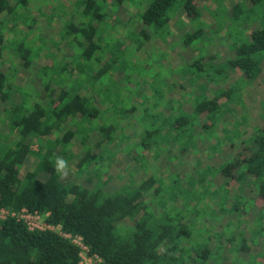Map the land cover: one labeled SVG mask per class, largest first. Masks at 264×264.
Instances as JSON below:
<instances>
[{"label":"trees","instance_id":"obj_1","mask_svg":"<svg viewBox=\"0 0 264 264\" xmlns=\"http://www.w3.org/2000/svg\"><path fill=\"white\" fill-rule=\"evenodd\" d=\"M106 1L76 0L79 9L68 10V19L60 27L62 39L57 36L51 44H46L42 36L38 37L37 43L29 37L35 27L41 24L42 17L47 23H51L53 17H59L54 10L63 7V4L51 7L55 0H0V125L7 127L6 132L0 131V207L14 212L22 208L36 212L45 223L59 226L62 233L81 237L88 249L87 256L99 259H94L92 264H185L187 260L197 264H206L210 260H215L214 264L218 261L224 264H264V239L258 251H251V247L256 246L258 239L264 236V128L253 126L251 134L241 138L247 132L246 129L238 128L230 136V130L224 123L226 115L235 113V106L243 107L241 97L245 94L244 89L262 72L264 0H232L234 2L228 8L229 17L224 22L226 30L222 36L230 41L228 49L232 55L225 57L227 60L224 58L222 62H218L211 54L200 55L201 48L193 44L206 35L200 20L201 7L196 0L145 2L144 9L137 12L140 28L136 34L132 33L134 42L137 39L150 41L155 36L163 39V34L170 29L174 14L182 8L178 12L189 18L192 30L180 42L196 53L189 58L176 54L168 64L170 74L179 71L191 74L190 78L185 74L188 76L186 81L178 84L183 92L179 97L189 98L190 108L185 109L182 104L174 103L173 99L177 96L173 92L174 82H162L160 87L166 85L172 94L168 99H159L162 109L157 110L149 126L138 125V106L119 105V91L116 92L119 95H115L117 103L111 104V110L101 107L97 95L100 89H89L88 86L82 90V83L95 85L106 74L110 78L107 85L102 86L104 93L108 90L112 92L116 75L123 74L124 78L130 80L128 82L136 80L137 73L130 72L135 64L132 58L129 63L121 62L120 56L114 54L104 59L97 24L119 13L114 10L110 17L102 7ZM114 1L119 8H128L127 5L141 2ZM37 2L42 5L38 13L34 12ZM178 4L180 7L177 9ZM11 20L14 21L11 31L17 28L19 21L23 27L9 37L6 28ZM62 40L66 41L68 52L63 47L56 48L57 42ZM13 41L16 43L13 44ZM44 42L45 45H42ZM44 48L49 52L42 56L39 51ZM72 52L77 54L76 60L91 63L87 78L81 76L83 66L80 63L71 66L69 63L61 64L64 58L61 61L55 59L57 54L68 58ZM10 60L14 65L19 63L25 72L32 73L35 67V82H26L28 89L16 85L8 74ZM13 69L17 72L14 66ZM228 70L236 78L226 87L224 84ZM64 74L70 78L68 87L58 80ZM52 80L58 83H52ZM37 81L40 92L35 88ZM91 90L92 93H89ZM260 91H264V87ZM102 115L108 119L107 122L101 121ZM260 117L264 120V108ZM218 129L224 134L222 138L216 134ZM131 130L138 138L133 140L136 148L140 147L143 151L135 157L131 155L132 152L125 153L123 145L120 150L129 162L141 159L142 153L149 148L161 153L169 147L163 141L169 135L187 142L182 155L188 152V146L195 147L194 139L202 137L199 132L208 134L206 140H212L208 147L216 146L217 149V146L228 140L231 148L236 142L238 150L222 156L228 160L221 165V175L237 183L239 189L232 195L231 201H228L225 192L219 194L220 203L209 213L210 216L199 217L195 214L191 217L192 214H189L190 219H186L180 213L177 218H167L165 212L154 218L153 213L147 212V202L161 189L148 172L132 173L133 180L123 182L119 188L104 182L91 187L88 175L92 174L98 179L103 174H111L107 160L116 159L113 154L104 157L106 146L117 139L124 141ZM34 144L37 148L32 150ZM70 146L75 149H69ZM79 151H82V155L77 158ZM57 157L66 161L76 157L74 168L77 173L95 164L99 166L96 170H89L84 181H64L56 172ZM147 166L145 161V169ZM194 171L192 169L187 173L198 174ZM124 172L123 169L118 174L122 176ZM200 176L192 186H203L205 175ZM249 178H252L251 186L262 200V207L254 216L253 224H247L241 216L228 219L211 247L209 238L213 229L205 225L207 219L216 223L223 215L246 213L253 200L247 198L250 204H240L238 197L244 196L243 189ZM227 183L230 182L226 181V187ZM202 193L208 198L213 195ZM167 206L164 202L163 209L166 211L170 210ZM195 207H199V204H194ZM178 208L182 212L183 203L178 204ZM198 219L204 222L200 228H197ZM237 222L243 223V228H236ZM200 229L202 240L208 241L203 246H198L201 239L197 236V230ZM229 251H233L235 256L237 252L243 251L246 256H236L230 262L227 255ZM79 253L78 247L55 231H30L22 221L13 217L0 219V264H80Z\"/></svg>","mask_w":264,"mask_h":264},{"label":"rangeland","instance_id":"obj_2","mask_svg":"<svg viewBox=\"0 0 264 264\" xmlns=\"http://www.w3.org/2000/svg\"><path fill=\"white\" fill-rule=\"evenodd\" d=\"M134 1L136 3L139 0ZM147 1L148 0H141L138 5H127L126 7L128 8H119L117 2H115L114 0H107L105 4L102 3V7L108 13V15H110L111 17V15H113L114 13V10H117L119 13H117L118 15H113L112 19L109 18L106 22H101L97 24V31L100 34L102 40L101 46L103 49L102 53L104 55V59H108L110 55L114 54L116 56H120L119 60L121 62L129 63V59L132 58L135 64L130 72L131 74H133V72L137 73L136 77L134 78L136 80L128 82L130 80H128L126 77L124 78L123 74L116 75L114 77V81L116 84L114 86L115 89L112 88V92H109L108 90L106 93H104L105 89L102 88V86L107 85V82L110 78L108 74L104 75L103 78L97 81L95 85L91 83L84 85L82 83V86H84L82 90H86L88 86L89 89L96 88L97 90H101L100 94L97 93L101 101V107L112 110L113 106L111 107V104L116 101L115 95H119V93L120 102L118 103H120V106L131 104L138 106L139 113L137 112L138 114L136 115V121L138 122L139 126H149L155 114L157 113V110L162 109V105H160L162 101H159V99H168V97H171V90H169L166 85H162L160 87L162 82H164V84L174 82L175 87L173 89V92L175 95H177L174 97L175 99H173L174 103L182 104L185 109L190 108L191 103L189 101V98L181 97L180 99L179 96H182L183 92L179 89L178 84H182L184 81H186L188 76L190 78L191 74L188 75L183 71H179L180 73L175 72L173 74H170V67L168 64L172 61L173 57H175L176 54H181L184 58L194 57L196 54L189 48L183 46L180 42V39L186 33L192 30V24L188 17L182 15L183 13L181 14V12H178L182 9L179 8V4L177 7V9L179 8V10L176 12V14H174V17L171 19L169 24L170 29L168 32H165L163 34V39H160L158 36H155L152 37L150 41H141L140 39H137L138 41L134 42L133 34H136L138 29L140 28V24L137 21V12H141L144 9ZM196 1L201 7L200 20L203 23L202 28L206 35L202 36L201 40H198L193 44H197L198 47L201 48L200 55H205L206 53L211 54L214 56V58L218 59V62L220 60V62H222L225 57L228 58L232 55L231 50L228 49V44L230 41L226 38L223 39L222 36L226 30H224V22L229 17L228 8L232 5L234 1ZM53 4L54 5L51 4L50 6L53 7L57 4H63V7L54 10V12H57L55 13L56 16L58 15L59 17H53L51 23H47L46 20L42 17L40 20L41 24L35 27V31L31 33L29 37L30 40L34 38L33 42L37 43L39 36L43 37L46 44H51L53 40H56L55 38L57 36L62 39L60 37L61 35H59V31L60 27L62 26V22L68 19V14H66V12L68 10H75V8L76 10L79 9L76 7V0H55V3ZM35 7L36 8L34 12L36 13H38L39 10L42 9V5L38 2L37 6ZM117 17L120 21H118ZM115 19L116 21L114 22ZM13 22L14 21L11 20L7 24L6 31L8 34H10L9 37L14 36V34H16L15 32L23 27L20 25L21 21H19L20 24L17 25V28H15L16 31H11L10 27L13 25ZM227 25L229 24L227 23ZM248 32L249 31H247V34ZM45 42L42 45H45ZM15 43L16 42L13 41V44ZM57 43V46L54 45L55 43L53 44L54 47H63L62 49L68 52L65 46V40H62ZM45 47L48 46L46 45ZM123 50L125 51L122 52ZM39 52L43 56L45 55V53L47 54L49 50H46V48H44ZM63 56L65 55L57 54L55 59L57 61H61L62 58H64L61 64L69 63V65L71 66L76 65V63H80L83 66V72H81L82 78H87L90 75L89 73L91 63L83 62L80 59L76 60L77 54H73V52L68 58ZM9 58L10 57H8V59ZM13 60L15 59L13 58ZM224 60L226 61L227 59L225 58ZM8 64L9 66L7 67V72L13 78V82L16 85H19L21 87L24 86L26 89H28L29 87L26 86L27 83L35 82L33 79L35 74L34 66V69L32 67L34 72L30 73V71H23L22 66L19 63L18 65H14V63L10 60L8 61ZM223 65L224 64H219V66ZM13 66L16 68L17 72L13 69ZM261 67L262 72L259 77L254 82L250 83L249 86H246L243 91V93L245 92V94H243L241 97L243 107L241 108L240 106H235V113L231 112L230 115L225 116L226 122L224 123L225 126H227V128H229L230 130V136H232L234 131L236 132L238 128H240L241 130H247V132L243 134L241 138L248 137L251 134L250 132L253 126L264 128V120L262 119V117H260L261 110L264 108V91H260L261 87H264V63H262ZM226 72L228 76L224 85L227 87L228 84L232 83L235 80L236 75L230 72L229 70ZM74 74L77 75V72H74ZM185 74H187L188 76H185ZM69 79V76L67 74H64L58 80L63 81L64 84L68 87L70 85V83H68ZM55 82L58 83V81L52 80V83ZM35 84L36 91L40 92L41 87L38 81ZM118 91L119 93L116 94V92ZM89 93H92V90ZM109 111L107 113L108 115H110ZM108 115H106L107 118ZM102 117L103 119L101 121H108V119H106L104 115H102ZM237 122L239 124L236 125ZM6 130L7 127L1 124L0 131L4 133L6 132ZM128 133V138H125L124 141L121 139H117L106 146V155H104V157L108 156L109 154H113L116 159L115 161L111 159L107 160L108 165L110 166L109 172L111 174L109 176L103 174L101 178L98 179L92 177V174L88 175L91 178V187L97 185V183L102 184L104 182L105 184L107 183L108 186L119 188L122 187L121 184L123 182L133 180L132 173L140 174L138 171H141L142 173L148 172V174L152 175L154 180L157 181L156 184H160L161 189L159 193H156V195L154 194L153 197L147 202L149 204V206H147V212L149 214L153 213L152 215L154 218H158V216L161 215L163 212L166 213L165 215H167V218H177L178 213H180V215L186 217V219H190L189 214H192L191 217H194L195 214L199 217H203V215L210 216L209 213L214 209V207H216L218 202L220 203L219 194L222 195V193L225 192L226 194H228V201H231L232 195H234V193L237 192V189H239V187L236 185L237 183H235L234 181L226 180L221 175V165L226 160H228V158H223L222 156L229 155L232 151L238 150L236 142L231 148L229 147V141L227 140L224 144H220L219 146H217V149L216 146H210V149V147L208 146L210 145V142L212 140H206V136L208 134H202V132H199L200 136L202 137L194 139L195 147L188 146V152L182 155V149L187 145V142L185 143L182 139L179 140L173 135H169L168 137H164L163 140L169 147L161 151V153H159V151L153 148H149L142 153L143 156L141 159L136 158L135 160H132V162H129V160L125 158V154L120 150L122 149L123 145L125 147L123 148L125 153L130 154L132 152L131 155H135V157H137L138 154L143 151V149L140 147L136 148L135 141L138 138L137 136L133 135L134 130H131ZM216 134H218V136L221 138L224 136L223 132L219 129L216 130ZM133 140L135 141L133 142ZM36 148L37 147L35 144L32 145V150H35ZM72 148L75 149L74 146L69 147V149ZM81 155L82 151H79V154H77V158ZM60 157L63 156L61 155ZM77 158L75 157L71 160H67L69 171L65 177H62L64 181L74 179L84 181L88 177L87 174L90 173L88 171L96 170L99 166L98 164H95L86 168V170L83 169L82 171L77 173L75 172L76 170L74 168ZM145 161L146 163H148L147 169H145L144 167ZM133 163L135 165L131 166ZM123 169L125 172L121 176V174H118V171L122 172ZM192 169L196 170L194 171V173L197 172L198 174L195 175L187 173ZM200 175H205L204 184L201 187L202 189L197 188L196 186H192V184L197 179L201 178ZM250 180H252V178H249L247 180V185L244 186V196L240 195L238 197V202L240 204H250L247 198L253 200L251 208L246 213L240 212L231 216L223 215L220 220L216 221V223H214V220L211 221L207 219L208 222H206L205 225L213 229V231L211 232V237L209 238L211 247L214 246V244L216 243V237L218 234H220L223 226L225 225L228 219H235L239 216L238 218L242 217V219H244L247 224H253L254 216L258 213L257 211L262 207V200L257 196L256 190L253 188V186H251ZM226 181L230 182L227 183L228 187H226ZM197 186L200 187L201 184H197ZM197 189H199L198 192L196 191ZM200 189L204 193H213L212 197L208 198L207 195L203 196V193ZM215 191H217V194ZM201 197L202 200L200 199ZM164 202L168 204L167 207H169L170 210L166 211L163 209ZM180 203H183L182 212L180 210L181 208H178V204ZM197 203L199 204V207H195L194 209V204ZM198 208H200L201 210H199ZM203 223L204 222L202 219H198L197 228H200V225H203ZM236 225V228H243V223L237 222ZM201 233L202 229L197 230V236L199 237V240L201 239L198 243V246H203L208 243V241L202 240ZM263 239L264 236L260 237L258 239V244L256 246L251 247V251H258L261 248V245L263 244ZM192 245L193 243L191 244V246ZM233 254V251H229V254H227L230 257V262L232 260H235L236 256H238L239 258H243L246 256V253L243 251H240L239 253L237 252L236 256L234 254L235 257L233 256ZM191 256L195 257L193 254ZM215 262V260H210L206 264H214ZM185 264L197 263L187 260L185 261ZM217 264L224 263L222 261H218Z\"/></svg>","mask_w":264,"mask_h":264},{"label":"built area","instance_id":"obj_3","mask_svg":"<svg viewBox=\"0 0 264 264\" xmlns=\"http://www.w3.org/2000/svg\"><path fill=\"white\" fill-rule=\"evenodd\" d=\"M7 217H13L18 221H22L28 230H51L57 232L62 237L69 240L72 244L79 248L80 253V264H92L93 260H99L96 257L87 256L88 249L82 243V239L79 236L72 237L70 234L62 233L59 226L47 224L42 220V217L36 212H29L28 210L22 208L18 212L10 211L5 208L0 207V219H5Z\"/></svg>","mask_w":264,"mask_h":264},{"label":"clouds","instance_id":"obj_4","mask_svg":"<svg viewBox=\"0 0 264 264\" xmlns=\"http://www.w3.org/2000/svg\"><path fill=\"white\" fill-rule=\"evenodd\" d=\"M56 172L61 175V177H65L68 174V163L65 159L57 157L56 158Z\"/></svg>","mask_w":264,"mask_h":264}]
</instances>
